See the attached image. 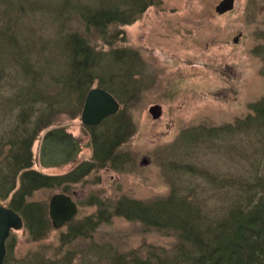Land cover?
Listing matches in <instances>:
<instances>
[{"label": "rangeland", "instance_id": "obj_1", "mask_svg": "<svg viewBox=\"0 0 264 264\" xmlns=\"http://www.w3.org/2000/svg\"><path fill=\"white\" fill-rule=\"evenodd\" d=\"M13 1L33 6L17 14V28L30 37L50 39L49 48L60 23L49 15L48 8L53 7L54 14L55 4L71 2L81 4L82 8H95L97 4V0H92L93 4L89 0ZM13 1L9 0L11 4ZM220 1L153 0L131 25L111 27L103 38L87 29L78 14H73L67 29L87 37L97 51L108 54L111 43L112 49L134 55V61L126 59L122 65L131 74L127 89L123 87L126 80L121 78L101 85L118 102L116 114H121L129 125L128 135L117 150L125 161L121 169L95 167L76 183L35 191L27 201L39 205L45 229L38 240L29 235L24 225L11 231L3 264H117L116 257L126 258L134 253L144 257L150 248L169 250L175 244L174 236L120 217H113L87 235L68 242L64 236L71 223L89 216L95 222L97 208L88 204L90 197L109 202L122 196L149 201L166 196L172 182L178 189L192 183L197 187L207 185L201 175L183 173L178 171L179 167L175 170L178 164L245 185L264 178L262 138L229 134L208 143L199 134L202 128L205 132L244 119L249 114V104L264 96V58L253 53L264 36V0H234L232 11L218 15L215 6ZM108 2L109 6H128L125 0ZM98 85L95 82L93 88ZM154 105L161 107V116L156 120L148 113ZM80 112L74 115L73 109L57 117V125L81 141L77 161L60 168H42L38 150L46 132L43 131L32 146L35 170L60 176L81 163H93L91 137L80 122ZM110 124V120H105L99 130L110 128ZM208 189L199 193L214 209L212 215L218 217L235 204L246 205L251 197L250 190L237 185ZM60 193L75 202L77 213L72 221L54 229L47 215L48 202ZM8 201L0 205L8 207ZM124 264H131L130 260Z\"/></svg>", "mask_w": 264, "mask_h": 264}, {"label": "trees", "instance_id": "obj_2", "mask_svg": "<svg viewBox=\"0 0 264 264\" xmlns=\"http://www.w3.org/2000/svg\"><path fill=\"white\" fill-rule=\"evenodd\" d=\"M1 2L0 202L9 199L8 208L22 218L26 231L38 240L45 229L41 220L43 213H38V204L27 199L40 189L76 183L95 167L121 169L125 157L117 150L129 132V125L121 114H116L100 123L110 120L108 129L99 130L100 124L85 126L91 137L93 163H81L60 176L42 174L33 168L32 146L39 134L59 127L58 115L73 109L74 115L79 113L87 92L95 82L101 88L107 80L111 82L121 78L126 80L123 87L127 89L129 86L131 74L122 65L126 64V59L134 61V55L112 49L111 43L108 44L110 52L102 54L87 37L76 30H68L67 25L76 13L87 29L103 38L111 27L131 25L153 4V0H125L124 4L128 5L125 8L117 7V4L109 6L108 0H97L95 8L93 5L82 8L81 4L71 2L55 4L54 14L53 7L47 10L60 27L50 48V39L30 37L15 25L17 14L32 8L31 4L20 1L11 4L9 0ZM89 4L93 1L89 0ZM136 4L141 5L136 8ZM262 38V43L253 49V53L264 58V36ZM262 73L264 75V68ZM204 130L200 129L199 134L208 143L216 138L229 137V134L243 133L264 140V96L249 104V114L244 119L233 125ZM179 165L175 170L179 167L178 171L183 173L201 175L207 185L197 187L192 183L178 189L172 182L166 196L149 201L122 196L109 202L90 197L88 204L97 208L95 222L91 221L93 216H89L68 225L64 236L67 242L87 235L113 217H120L138 222L145 229L172 235L175 244L169 250L150 248L144 257L137 253L126 258L116 257L117 264L129 260L131 264H264V178L245 185L235 179L228 180L197 170L191 165ZM235 185L251 191L247 204H235L220 217L212 215L214 209L199 192L206 193L212 186L224 189ZM256 193L259 195L255 199Z\"/></svg>", "mask_w": 264, "mask_h": 264}, {"label": "water", "instance_id": "obj_3", "mask_svg": "<svg viewBox=\"0 0 264 264\" xmlns=\"http://www.w3.org/2000/svg\"><path fill=\"white\" fill-rule=\"evenodd\" d=\"M234 0H221L215 6V12L223 15L232 11ZM238 37L234 38L236 43ZM119 110L118 102L101 88L90 89L83 102L80 112V122L83 126H98L104 119L114 116ZM153 120L160 118L161 107L151 106L148 110ZM81 141L64 127H54L41 137L38 160L42 168H60L74 164L81 153ZM77 213L75 202L65 194H55L48 202V217L54 229L72 221ZM23 227L22 218L13 210L0 205V264H3L6 255V240L11 231Z\"/></svg>", "mask_w": 264, "mask_h": 264}, {"label": "flooded vegetation", "instance_id": "obj_4", "mask_svg": "<svg viewBox=\"0 0 264 264\" xmlns=\"http://www.w3.org/2000/svg\"><path fill=\"white\" fill-rule=\"evenodd\" d=\"M82 148V147H81ZM6 252H7V249H6Z\"/></svg>", "mask_w": 264, "mask_h": 264}]
</instances>
